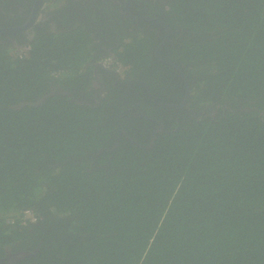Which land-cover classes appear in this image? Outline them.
Instances as JSON below:
<instances>
[{"label": "trees", "instance_id": "1", "mask_svg": "<svg viewBox=\"0 0 264 264\" xmlns=\"http://www.w3.org/2000/svg\"><path fill=\"white\" fill-rule=\"evenodd\" d=\"M52 1L62 2L45 6ZM171 9L173 34L195 35L177 47L180 62L196 61L191 107L220 114L190 117L152 150L122 138L127 147L95 155L105 166L93 171L95 148L112 131L98 120L109 99L97 109L61 94L39 103L52 84L90 83L92 70L80 73L88 31L27 40L28 57L0 45V257L8 247L34 251L24 245L34 239L40 253L22 264H264V0H176ZM146 24L156 25L141 23L147 41L124 32L116 50L134 71L156 61L157 33ZM107 27L103 35L122 32ZM226 105L233 111L222 116ZM27 210L36 224H23Z\"/></svg>", "mask_w": 264, "mask_h": 264}, {"label": "flooded vegetation", "instance_id": "2", "mask_svg": "<svg viewBox=\"0 0 264 264\" xmlns=\"http://www.w3.org/2000/svg\"><path fill=\"white\" fill-rule=\"evenodd\" d=\"M48 1L43 0L38 18L28 30L0 34V45L15 50L16 57H23L26 54L28 57L31 53V46L27 45V40L33 41L40 36L54 32L67 33L79 26H84V30L88 31L91 42L82 47L83 49L87 48L88 62L84 66L86 70L84 71V67H82L80 73L88 74L91 69L90 83L85 87L72 84L69 90L63 88L61 84H52L49 88L50 92L42 99L61 94L64 97H69L80 107L93 109L106 104L109 99L110 103L106 107L107 115L99 117L98 120L102 121L101 126L111 123L112 131L107 139L104 138L99 147L95 148L98 150H95L91 157V171L96 169L95 165L100 169L105 166L97 164L95 155L103 152L113 153L117 149L127 147V145L120 146L122 138L139 149H145L155 141L152 148L154 149L159 134H175L181 129H186L190 117L198 119L211 116L215 119L219 116V107L199 105L197 110L191 107L194 101L192 99L193 86L196 83L191 68L196 61L195 57H190L187 62H180L177 47L184 40L183 38H191L195 35H184L181 28L177 29L178 34H173L170 25L172 24L170 22L172 9L170 11L169 9L171 3L176 0H62L59 6H54L52 1L51 6L46 7ZM37 3L38 0H0V25L5 26L2 28H18L27 24L33 17ZM225 9H228L227 5ZM143 18L157 20L164 25L143 20ZM143 22L156 25V27H151L146 24V29L157 33V39L154 40L153 46H150L151 54L155 56L156 61H151L147 66L140 62L137 71H134L133 65L137 64L126 66L118 61L116 50L124 44V40H121V35L124 32L136 33L139 31L138 35H141L143 41L148 40L141 28ZM61 24H69L72 27L63 28ZM108 24L121 25L122 32L113 35V31L109 29V33L106 31L103 35ZM86 25L90 27L89 30ZM162 32L164 35H161ZM152 38L154 39L153 35ZM52 44L53 41L51 46ZM82 45L84 44L82 43ZM139 45L144 47L141 42ZM49 48L51 47L49 46ZM105 60H111V67L104 65ZM117 63L119 64L116 65ZM115 65L125 66L126 71L123 76L112 68V66L116 67ZM112 88L119 91L114 96H112ZM169 105L184 106L175 109ZM243 108L239 103L237 111H243ZM227 110L233 111L229 105H226L222 109V116L226 115ZM246 111L250 110L246 109ZM165 114L168 117L164 116ZM143 119L151 124L150 129L145 126ZM170 121L176 123L177 127L171 126L172 129H170L166 124ZM120 123L121 127L118 128L117 135H115L114 129L116 128L113 126ZM139 140L146 144L139 143ZM107 168H111V165L107 164ZM34 241V239L26 240L24 244L34 248V251L27 249L13 251L10 247L6 248L4 257H0L2 264L4 262L22 264L28 258L38 257L42 240L37 243L36 247H33ZM24 251H38V253L36 256L15 258L16 255Z\"/></svg>", "mask_w": 264, "mask_h": 264}, {"label": "water", "instance_id": "3", "mask_svg": "<svg viewBox=\"0 0 264 264\" xmlns=\"http://www.w3.org/2000/svg\"><path fill=\"white\" fill-rule=\"evenodd\" d=\"M42 2H43V0H38L37 6H36V10L34 11L33 17H32V19L30 20V22H28L27 24H25V25H23V26H21V27H18V28H2V27H0V34H4V33H13V32H20V31L28 30V29L32 26V24L34 23V21H36V19L38 18V14H39L40 8L42 7V4H43ZM143 20H149V21L156 22V23H159V24L164 25L163 23H161V22H159V21H157V20L144 19V18H143ZM166 28H167V26H166ZM175 66H176V65H175ZM176 67L179 69L178 66H176ZM188 90H189V89H188ZM45 100H46V98L42 99L39 103L41 104V103H43ZM185 104H186V103H185ZM185 104H184V105H185ZM184 105H182V106H184ZM20 106H23V105H20ZM169 106L172 107V108H175V109H179V108L182 107V106H175V105H169ZM161 129H162V127H161ZM133 142H134L137 146H139V145L137 144L136 141L133 140ZM154 144H155V141H153V144H152L151 146H148V147L145 148V149H152V148L154 147ZM139 147H140V146H139ZM37 253H38V251H35V252L24 251V252H22V253L16 255L15 258H17V259H22V258L27 257V256H28V257H29V256H36ZM0 264H2V261H1V260H0Z\"/></svg>", "mask_w": 264, "mask_h": 264}, {"label": "built area", "instance_id": "4", "mask_svg": "<svg viewBox=\"0 0 264 264\" xmlns=\"http://www.w3.org/2000/svg\"><path fill=\"white\" fill-rule=\"evenodd\" d=\"M110 62H111V60H105L104 65L107 67H111ZM112 68H114L116 71H118L122 76L125 74L126 69L123 65L122 66H116V67L112 66ZM37 220H38V217L32 211H30V210L24 211L23 218H22L24 225H26L28 223L34 224L37 222Z\"/></svg>", "mask_w": 264, "mask_h": 264}, {"label": "rangeland", "instance_id": "5", "mask_svg": "<svg viewBox=\"0 0 264 264\" xmlns=\"http://www.w3.org/2000/svg\"><path fill=\"white\" fill-rule=\"evenodd\" d=\"M259 27H260V25H259ZM252 30L254 31V34H255L256 26H255V28L253 27ZM253 38H254V37H253Z\"/></svg>", "mask_w": 264, "mask_h": 264}, {"label": "clouds", "instance_id": "6", "mask_svg": "<svg viewBox=\"0 0 264 264\" xmlns=\"http://www.w3.org/2000/svg\"><path fill=\"white\" fill-rule=\"evenodd\" d=\"M25 52H26V51H25ZM22 53H24V52H22ZM24 54H25V53H24ZM26 55H27V54H26ZM26 55H25V56H26ZM123 66H124V65H123ZM124 67H125V66H124ZM117 72H118V71H117ZM118 73H119V72H118ZM37 222H38V220H37ZM37 222H36V223H37ZM36 223H34V224H36ZM28 224H30V223H28Z\"/></svg>", "mask_w": 264, "mask_h": 264}, {"label": "bare ground", "instance_id": "7", "mask_svg": "<svg viewBox=\"0 0 264 264\" xmlns=\"http://www.w3.org/2000/svg\"><path fill=\"white\" fill-rule=\"evenodd\" d=\"M118 64H119V63H117L116 65H118ZM116 65H115V66H116Z\"/></svg>", "mask_w": 264, "mask_h": 264}]
</instances>
